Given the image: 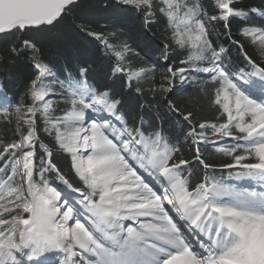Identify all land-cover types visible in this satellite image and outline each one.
Returning <instances> with one entry per match:
<instances>
[{"label": "snow or ice", "instance_id": "6c2138e0", "mask_svg": "<svg viewBox=\"0 0 264 264\" xmlns=\"http://www.w3.org/2000/svg\"><path fill=\"white\" fill-rule=\"evenodd\" d=\"M83 7L0 0V264H264V0Z\"/></svg>", "mask_w": 264, "mask_h": 264}, {"label": "trees", "instance_id": "16d2710c", "mask_svg": "<svg viewBox=\"0 0 264 264\" xmlns=\"http://www.w3.org/2000/svg\"><path fill=\"white\" fill-rule=\"evenodd\" d=\"M97 0H82L84 7L77 14L83 12L91 13L96 15V18L101 24H113V23H128L130 26V18L127 14H122L118 17H114V13L108 12H98L94 7ZM262 0H244V4L259 7ZM206 3L211 5L212 0H206ZM255 23H260V21L253 17ZM241 22L239 20H234L233 27L235 28ZM83 38L77 37L72 29V18H66L63 24L58 25L56 29H53L49 33H45L41 37V43L43 45L45 54L51 59V61L57 67H63L67 63H71L76 57L77 53L81 51V43ZM251 54V53H250ZM26 69L21 63L19 69L13 74V81L9 85L13 89H20L22 91L24 84V72ZM179 99L189 105L194 109H203V114L211 116L212 111L207 108L206 101H204L196 91L189 89L186 92H182ZM166 128H172L173 124H166Z\"/></svg>", "mask_w": 264, "mask_h": 264}]
</instances>
